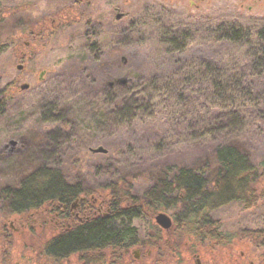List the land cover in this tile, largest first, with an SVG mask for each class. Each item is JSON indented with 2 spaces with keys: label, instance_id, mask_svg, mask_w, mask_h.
I'll return each instance as SVG.
<instances>
[{
  "label": "rangeland",
  "instance_id": "1",
  "mask_svg": "<svg viewBox=\"0 0 264 264\" xmlns=\"http://www.w3.org/2000/svg\"><path fill=\"white\" fill-rule=\"evenodd\" d=\"M19 2L32 3L36 16L54 14L67 0ZM82 11L79 26L30 47L23 30L33 16L25 8L18 27L8 16L0 28V93L8 97L0 115V188L46 166L85 181L88 198L108 200L111 183L128 180L123 184L140 195L153 172L211 165L220 146L238 145L254 164L264 161V74L253 70L245 46L214 44L209 34L226 21L259 27L264 0H206L199 9L190 0H93ZM179 28L195 36L187 51L173 53L164 32ZM208 61L222 69L217 78L225 97L219 103L211 74L193 66ZM152 73L175 78L179 102L153 125L147 117L122 121L118 112L129 96L124 86L108 82L128 78L139 86ZM23 84L29 87L21 89ZM249 91L261 98L258 104L243 99ZM98 147L106 152H94ZM258 189L264 193V176ZM212 216L225 231L263 227L264 198L257 208L234 202ZM133 223L152 229L147 219ZM48 237V229L39 230L23 236L22 244L41 246Z\"/></svg>",
  "mask_w": 264,
  "mask_h": 264
},
{
  "label": "trees",
  "instance_id": "2",
  "mask_svg": "<svg viewBox=\"0 0 264 264\" xmlns=\"http://www.w3.org/2000/svg\"><path fill=\"white\" fill-rule=\"evenodd\" d=\"M23 32L29 33L26 26ZM209 34L214 44L245 46L252 58L253 70L264 74V23L259 27H252L236 21H226L216 24ZM164 35L168 38L167 43L173 53L187 51L195 36L193 31L180 28L176 31L166 30ZM91 48L96 49L94 46ZM193 66L195 69L204 68L211 74L212 84L217 89L212 97L215 98L214 103H219L225 97L217 78L222 69L209 61ZM176 87L173 76L158 73L149 75L144 79L143 85L133 86L131 82L128 83L123 89L126 90V96H129V102L121 105V111L118 112L120 119L140 120L147 117L151 125L155 124L160 112L172 109L179 102ZM112 90L113 88L108 87L109 92ZM254 96L255 98L252 91H249L243 99L258 104L261 98L257 94ZM7 99L5 91L0 93V115L5 112ZM107 101L114 102L115 96H108ZM262 166L264 161L254 164L247 151L230 144L217 148L215 163L211 165L178 166L175 170L168 167L153 172L150 185L140 195L133 194L131 187L124 185L130 182L128 180L119 181L121 185L118 182L111 183L106 186L113 193L109 194L110 198L125 207L113 218H100L81 225L74 232L53 240L51 245L59 253L68 248L133 242L138 230L133 219L140 218L145 207L155 209L158 205L163 210L174 211L173 216L181 229L212 230L217 225L215 229L218 230L220 223L210 218L213 210L236 201L248 202L255 183L264 176V172L259 170ZM81 192H88L85 181L69 180L62 170L41 166L23 175L18 184L1 187L0 206L25 211L50 200H72ZM143 199L147 201L146 204ZM126 221L128 224H125Z\"/></svg>",
  "mask_w": 264,
  "mask_h": 264
},
{
  "label": "flooded vegetation",
  "instance_id": "3",
  "mask_svg": "<svg viewBox=\"0 0 264 264\" xmlns=\"http://www.w3.org/2000/svg\"><path fill=\"white\" fill-rule=\"evenodd\" d=\"M205 1L190 0V4L199 9ZM92 2L67 0L54 14L37 13L35 16L34 5L30 2L22 7L19 0H0V28L5 25L8 16L14 18V26L18 27L17 15L25 8L33 16L26 24L29 39L25 45L30 47L48 41L51 35L64 28L74 24L79 26L83 6L91 5ZM261 169L264 172V166ZM252 192L248 202L235 203H240L244 209L257 208L264 198V193L258 189V182ZM87 194L81 192L69 201H46L25 211L0 206V264H264V226L231 232L222 230L221 221L214 218L220 223L218 230L215 229L217 225L212 230H184L177 225L176 218L169 214L173 225L166 230L155 219L158 213L164 212L160 205L155 209H143L137 219L151 221L152 229L141 231L138 228L133 242L68 248L57 253L51 245L53 240L100 218L111 219L125 207L113 198L98 200L93 194L88 198ZM143 203L147 201L143 199ZM210 218H213L212 214ZM46 229L49 237L43 245L22 244L23 236Z\"/></svg>",
  "mask_w": 264,
  "mask_h": 264
},
{
  "label": "water",
  "instance_id": "4",
  "mask_svg": "<svg viewBox=\"0 0 264 264\" xmlns=\"http://www.w3.org/2000/svg\"><path fill=\"white\" fill-rule=\"evenodd\" d=\"M123 16L122 13H119L117 14V18L120 19L121 17ZM19 69H22L23 68V65H19L18 66ZM128 81L129 79L128 78H118V79H115V80H111L109 81V86L110 87H113L115 86L116 84H120L122 86H126L128 84ZM29 85L28 84H23L21 86V89H26L28 88ZM94 152H106V149H104L103 147H98V148H94L93 149ZM156 219V222L163 228V229H166V230H169L171 229L172 225H173V220H172V217L166 213V212H160L156 215L155 217Z\"/></svg>",
  "mask_w": 264,
  "mask_h": 264
}]
</instances>
